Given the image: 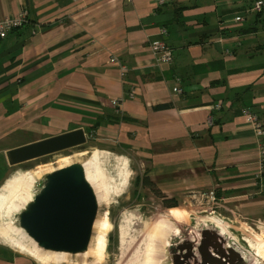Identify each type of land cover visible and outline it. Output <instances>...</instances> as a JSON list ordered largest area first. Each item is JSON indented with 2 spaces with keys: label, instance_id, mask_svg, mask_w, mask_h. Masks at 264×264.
<instances>
[{
  "label": "crops",
  "instance_id": "1",
  "mask_svg": "<svg viewBox=\"0 0 264 264\" xmlns=\"http://www.w3.org/2000/svg\"><path fill=\"white\" fill-rule=\"evenodd\" d=\"M256 1L0 0V19L29 15L0 40V169L9 149L83 129L139 156L168 197L213 191L253 204L251 193H264V135L244 113L264 126ZM163 28L170 64L151 47ZM0 264L38 263L0 241Z\"/></svg>",
  "mask_w": 264,
  "mask_h": 264
},
{
  "label": "rangeland",
  "instance_id": "2",
  "mask_svg": "<svg viewBox=\"0 0 264 264\" xmlns=\"http://www.w3.org/2000/svg\"><path fill=\"white\" fill-rule=\"evenodd\" d=\"M95 151L100 153L99 167L101 166V182L105 197L98 202L95 229L93 228L91 236L96 235V227L103 224L106 228L104 231L105 253L103 259L96 264H139V261L142 262L145 259L143 255L146 256L145 253L152 246L150 244H153L149 229L155 220H163L164 217L174 224L175 232L163 238L160 245L162 249L159 252L162 254L155 256L159 264H177L178 262L181 264H253L248 258H258L260 264H264V204H255V201H264V193H256L254 190L255 193H251L248 197L253 204L241 206L237 202L234 205V201L223 203L218 199L217 194L212 196L210 191L197 195L177 194L172 198L178 202L179 210L174 212L165 206L163 200L151 188L143 184L141 158L131 151L114 148L111 144H99L89 139L81 146L20 164L11 165L8 161L6 170L0 169V176L4 178L2 185L13 174L34 171L36 175H34L31 190L32 200L42 188L45 176L52 172L49 167H53L54 171L71 163H83ZM79 152H86V155H80ZM1 157L3 161L4 152ZM62 157H70V159L65 163L57 162ZM123 172L127 173L126 180H123ZM20 211L4 216L0 221V228L12 225L17 230V234L10 236L19 240L21 245L23 243L27 248H32L31 239L19 223ZM211 211H214L212 216H210ZM176 212H182L184 215L170 216L171 213ZM212 217L223 222L226 230L212 221L210 219ZM0 241L6 246L21 251L11 246L6 240L0 239ZM187 242L191 243L190 249L179 248L180 244ZM257 247L261 249L260 255L256 254ZM21 252L31 256L26 251ZM80 256L76 253H67L61 264H93L90 259L84 260ZM34 261L40 264L36 259Z\"/></svg>",
  "mask_w": 264,
  "mask_h": 264
},
{
  "label": "water",
  "instance_id": "3",
  "mask_svg": "<svg viewBox=\"0 0 264 264\" xmlns=\"http://www.w3.org/2000/svg\"><path fill=\"white\" fill-rule=\"evenodd\" d=\"M88 140L84 130L77 129L9 149L6 153L9 163L16 165L81 146ZM97 212L96 193L86 178L83 164L75 162L45 176L40 191L20 211L19 223L43 250L79 253L88 248ZM179 248L190 249L191 243L180 244Z\"/></svg>",
  "mask_w": 264,
  "mask_h": 264
},
{
  "label": "bare ground",
  "instance_id": "4",
  "mask_svg": "<svg viewBox=\"0 0 264 264\" xmlns=\"http://www.w3.org/2000/svg\"><path fill=\"white\" fill-rule=\"evenodd\" d=\"M79 154L80 155H86V152H83V153L79 152ZM99 154L96 151L93 152L92 155L86 161H84L82 163L84 170H85L86 178H87L88 182L91 184V186L93 187V189L96 193L98 202L101 199H104V197H105L104 196V194H105L104 188H103V185L101 182V172H100L101 166L99 167V165H100L99 164V161H100ZM102 154H104V153H102ZM111 155H113V154H111ZM69 159H70V157H62V158L58 159L57 162L65 163ZM49 169L51 171H53V167H49ZM43 170H45V169H43ZM43 170H41V171H43ZM104 173H106V172H104ZM38 174H39V172H38ZM34 175H36V172H34V171L33 172L32 171H26V172L24 171L23 173L13 174L2 185V187L0 188V221L4 216L11 215L13 213H16L17 211H20L21 209H23V207H25L29 203V201L31 200V195H32L31 190H32V187L34 184V179H35ZM126 178H127V173L123 172V180H126ZM213 213H214V211H211L210 216H212ZM182 215H184V213H182V212H176V213L170 214V216H172V217H177V216H182ZM210 219L212 221H215L220 228H222L223 230H226V227L223 224V222H220V220H217L214 217H212ZM159 220H155L153 222V226L149 229L150 236H151L150 239H152V243L154 244V245L153 244H150V245H152L153 248L151 246V248L148 249L147 253H145L146 256H144L142 254L143 257H145V259L142 260V262L139 261L138 262L139 264H159V261L157 260V258H155V256H156V254H159L160 250L162 249L160 246L162 243V240H163V238L168 237V235L174 231V224H172V222L169 219L164 217L163 220H160V221ZM148 221H150V220H148ZM6 223H8V222H6ZM2 224H4V222ZM145 225H147V224H145ZM93 228L95 229V223L93 225ZM96 229H97V233H96V235L91 236L87 250L84 252L76 253V254L81 255L80 257L83 258L84 260L90 259L93 264L99 263L103 259L105 249H106V240L104 237V231L106 228L102 224L101 226L96 227ZM16 231L17 230H15V228L12 225H6L5 227H1L0 228V239L8 241L12 246L16 247L17 249H19L21 251H26L34 259H36L40 264H61V262L64 261V255L67 254V252H56V251L43 250L41 248V246H39L30 237H29V239H31V241L33 243V247L27 248L26 245H24L23 243L21 245L19 240H16L15 238H13V236H10V235L15 234ZM142 231H144V229ZM16 238H17V236H16ZM138 246H139V244H138ZM144 251H146V250H144ZM144 251H142V252H144ZM256 251H257L256 254H258V255L261 254L260 247H257ZM161 254H159V255H161ZM142 255H141V257H142ZM248 259L253 264H260L258 258L257 259L256 258H248Z\"/></svg>",
  "mask_w": 264,
  "mask_h": 264
},
{
  "label": "built area",
  "instance_id": "5",
  "mask_svg": "<svg viewBox=\"0 0 264 264\" xmlns=\"http://www.w3.org/2000/svg\"><path fill=\"white\" fill-rule=\"evenodd\" d=\"M264 6V0H257L253 7L251 8L255 12H261L263 10ZM28 12L27 10L21 11L19 14L15 16H7L0 19V40L5 39L11 32L22 28L24 25H26L29 21L28 19ZM167 29L163 28L161 30V34L163 36L162 39L155 41L152 43L151 47L153 50L154 55L156 56L157 60L161 63L170 64L173 61V52L171 48L168 46L165 38L167 35ZM112 62L118 63L117 58H112ZM123 70L125 71V67H123ZM180 89H177V92L180 93ZM112 103L115 106H120L121 101L120 100H113ZM244 113L247 114L249 120L252 121L255 127V131L257 135H264V126L260 122L259 117L249 112L248 110H244ZM261 167L264 168V147L261 149ZM210 194L214 196V192L211 191ZM214 199V197H213Z\"/></svg>",
  "mask_w": 264,
  "mask_h": 264
},
{
  "label": "trees",
  "instance_id": "6",
  "mask_svg": "<svg viewBox=\"0 0 264 264\" xmlns=\"http://www.w3.org/2000/svg\"><path fill=\"white\" fill-rule=\"evenodd\" d=\"M168 104H164V105H160L158 106L159 108H165L168 107ZM142 182L145 186H148L149 188H151V190L163 200V203L165 204L166 207H168L169 209H171L172 211H178L179 207H178V202L171 198L168 197L167 195L163 194L154 184L153 181L150 180L149 177L144 176L142 178Z\"/></svg>",
  "mask_w": 264,
  "mask_h": 264
},
{
  "label": "flooded vegetation",
  "instance_id": "7",
  "mask_svg": "<svg viewBox=\"0 0 264 264\" xmlns=\"http://www.w3.org/2000/svg\"><path fill=\"white\" fill-rule=\"evenodd\" d=\"M72 148H74V147H72ZM69 149H71V148H68L67 150H69ZM62 151H66V149L65 150H62ZM60 152V151H59Z\"/></svg>",
  "mask_w": 264,
  "mask_h": 264
}]
</instances>
